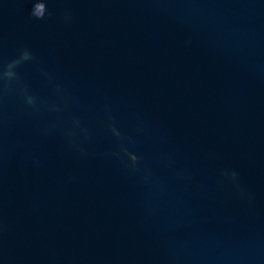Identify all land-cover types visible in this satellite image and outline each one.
Returning a JSON list of instances; mask_svg holds the SVG:
<instances>
[{
  "label": "clouds",
  "instance_id": "9594fccd",
  "mask_svg": "<svg viewBox=\"0 0 264 264\" xmlns=\"http://www.w3.org/2000/svg\"><path fill=\"white\" fill-rule=\"evenodd\" d=\"M30 2L32 4V8L29 15L32 18L40 20L44 19L46 16H52L51 11L48 9L49 0H30ZM60 19L65 25H70L73 21V14L71 10L65 9ZM30 62L38 63L39 61L28 47L20 48L18 50V54L6 62L0 58V125L3 123V103L5 97L8 95L18 94L21 97L25 107L32 110L34 113H40L42 111L60 113L64 108H67L71 102V96L61 85L56 84L47 72H43L42 74L49 80L50 83L53 84L56 94L60 97L63 103V108L60 104H49L45 98L33 94L28 84L22 80L19 72L23 65ZM114 120L115 118L109 111L107 114V120L105 121V127H107V129L119 142V150L111 152L108 155L119 159L126 169H131L137 173L142 172L140 167L141 157L138 156L135 151L130 150V146L134 145L132 137L123 136L120 129L116 126ZM58 126V122L53 123L45 131H51ZM64 135L68 140L70 148L77 149L82 155H86L84 149L79 145L87 141L89 133L86 128L82 127L79 119H72L71 126L64 129ZM221 175L232 183L233 187L240 194L241 198L251 199L250 194L246 193L241 187L239 176L234 170L224 169L222 170ZM144 180L149 181V175L145 174ZM2 230L3 225L0 224V231Z\"/></svg>",
  "mask_w": 264,
  "mask_h": 264
}]
</instances>
